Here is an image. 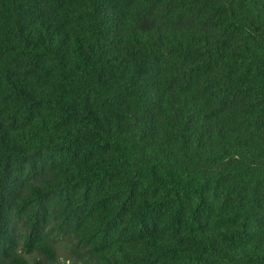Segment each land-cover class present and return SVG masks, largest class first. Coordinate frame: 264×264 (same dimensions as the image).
Wrapping results in <instances>:
<instances>
[{
	"label": "trees",
	"instance_id": "obj_1",
	"mask_svg": "<svg viewBox=\"0 0 264 264\" xmlns=\"http://www.w3.org/2000/svg\"><path fill=\"white\" fill-rule=\"evenodd\" d=\"M58 248L264 264V0H0V264Z\"/></svg>",
	"mask_w": 264,
	"mask_h": 264
},
{
	"label": "rangeland",
	"instance_id": "obj_2",
	"mask_svg": "<svg viewBox=\"0 0 264 264\" xmlns=\"http://www.w3.org/2000/svg\"><path fill=\"white\" fill-rule=\"evenodd\" d=\"M56 252H57V258H58L59 262H61V263L63 262L65 264H68V260H65V258H66L65 253L66 252L61 248H58Z\"/></svg>",
	"mask_w": 264,
	"mask_h": 264
}]
</instances>
